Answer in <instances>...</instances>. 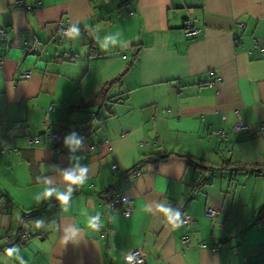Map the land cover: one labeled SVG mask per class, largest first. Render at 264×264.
Segmentation results:
<instances>
[{
    "label": "crops",
    "instance_id": "0c3cea01",
    "mask_svg": "<svg viewBox=\"0 0 264 264\" xmlns=\"http://www.w3.org/2000/svg\"><path fill=\"white\" fill-rule=\"evenodd\" d=\"M23 2L0 0V264H264V171L234 167L264 166V0Z\"/></svg>",
    "mask_w": 264,
    "mask_h": 264
},
{
    "label": "built area",
    "instance_id": "2783aa9c",
    "mask_svg": "<svg viewBox=\"0 0 264 264\" xmlns=\"http://www.w3.org/2000/svg\"><path fill=\"white\" fill-rule=\"evenodd\" d=\"M16 4L22 7L24 10H30V7L25 5L23 0H16ZM57 30H58V35L60 38H63L65 35L69 33V24L65 21H59L57 24ZM184 32L187 35H192V36H197L198 35V28H196L193 25V21L191 18H187L184 23ZM3 33V29L0 28V35ZM256 46L259 48V50L264 53V42L256 44ZM3 63V56L0 55V67L2 66ZM29 75V72H24L22 74V77H27ZM220 79L217 78L214 81H211L208 83L209 86H213L216 82H219ZM238 114V112H236ZM249 128V126L241 121H238L235 123L233 126V129L235 131H246ZM44 138V140L52 141L54 143H60L62 141V136L60 132H55V131H49L47 130L43 136L39 135L34 137L33 139L29 140L30 144H37L40 142L41 138ZM116 166H113V169H115ZM124 205L126 208L122 211L123 216L127 217L131 214V207L129 205V201L127 198L123 197L120 193H117L113 196L111 201L109 202V208L111 211H114L118 206ZM218 214V210L212 207H207L206 208V215L210 217L211 219H214L215 216ZM169 218L171 222L176 221V216L174 214H170ZM179 223L182 225H188L192 221V217L188 214H182V216L178 219ZM43 237V233L35 234L33 235L32 233H22L20 235V238L23 242H27L33 237ZM126 261L127 264H147L145 255L141 253L139 250H133L129 251L126 256ZM129 257H131V261H129Z\"/></svg>",
    "mask_w": 264,
    "mask_h": 264
},
{
    "label": "trees",
    "instance_id": "16d2710c",
    "mask_svg": "<svg viewBox=\"0 0 264 264\" xmlns=\"http://www.w3.org/2000/svg\"><path fill=\"white\" fill-rule=\"evenodd\" d=\"M116 80L117 79L112 80L111 82L107 83L104 86V88L102 89V91L100 92V94L97 96V98L95 100H93L92 102L88 103L87 105L90 106V105L100 104L102 102V100L104 99L103 96H104V93L106 92L107 88L109 87V85L111 83H113ZM196 165L199 167V169H203L204 168L203 164L197 163ZM234 167H235L236 170L239 169V170H242V171H251V172H255V173H259V172L264 171V166L255 167V166H246V165H241V164H234ZM20 241H22L21 238H20Z\"/></svg>",
    "mask_w": 264,
    "mask_h": 264
},
{
    "label": "clouds",
    "instance_id": "9594fccd",
    "mask_svg": "<svg viewBox=\"0 0 264 264\" xmlns=\"http://www.w3.org/2000/svg\"><path fill=\"white\" fill-rule=\"evenodd\" d=\"M72 31L75 32L76 30L73 29ZM66 179H68L69 181H72V182H79V178H77L76 180H73L72 177H66ZM161 211H164L165 214H167V210H165V209H161ZM93 226H94V225H93ZM128 259H129V261H131V257H129Z\"/></svg>",
    "mask_w": 264,
    "mask_h": 264
}]
</instances>
